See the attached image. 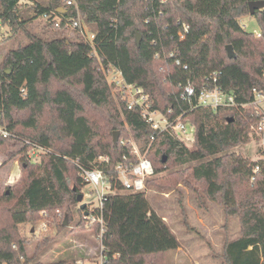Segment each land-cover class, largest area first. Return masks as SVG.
Instances as JSON below:
<instances>
[{"label":"trees","instance_id":"trees-1","mask_svg":"<svg viewBox=\"0 0 264 264\" xmlns=\"http://www.w3.org/2000/svg\"><path fill=\"white\" fill-rule=\"evenodd\" d=\"M67 1L0 0V27L28 39L0 61V129L8 133L0 132V153L12 139L23 143L21 179L0 193L1 263H32L18 227L42 213L69 215L87 186L82 171L98 168L114 192L101 211L90 212L103 219V264H164L165 255L180 247L176 234L145 191L127 192L118 181L116 167L137 160L136 145L154 176L169 172L149 178L146 188L169 192L182 184L219 203L227 216L239 217L242 234L226 243V264H264V160L233 152L252 141V127L264 116L253 105L257 93L264 96V9L254 16L258 34L239 22L250 15V2L262 0H74L76 6ZM38 18L55 34L30 32L28 25ZM76 20L95 34L94 48L78 29L72 37L66 34ZM184 25L189 31L180 39ZM229 45L234 58L228 57ZM110 66L143 89L156 110L172 109L171 118L185 113L195 129L193 142L164 133L150 145L153 131L140 110H129L115 91L104 71ZM213 74L223 91L234 94L237 107L214 111L179 99L181 87L200 89ZM115 132L125 141L115 145ZM33 146L45 149L39 161L29 158ZM256 165L258 175L252 171ZM90 228L101 232L99 223Z\"/></svg>","mask_w":264,"mask_h":264},{"label":"rangeland","instance_id":"rangeland-1","mask_svg":"<svg viewBox=\"0 0 264 264\" xmlns=\"http://www.w3.org/2000/svg\"><path fill=\"white\" fill-rule=\"evenodd\" d=\"M47 1V0H45ZM240 24L250 33H258L259 25L254 16H245L239 20ZM45 18H38L28 25V30L33 34L51 37L55 31L47 27ZM89 29V28H88ZM77 31L73 27L67 28L66 34L72 37ZM26 34L22 31L14 33L10 28L0 27V61L2 56L10 49H16L27 43ZM114 74L111 72L108 78ZM260 110L264 113V99L259 103ZM131 139L129 134L128 139ZM121 141L125 139L119 138ZM23 143L12 139L6 146V151L0 153V193L8 192L21 179L22 169L20 158ZM191 144V142H188ZM261 140L252 139L245 145L238 147L233 152L256 161L261 158ZM35 161H39L40 157ZM36 159V160H35ZM169 172L160 173L153 178L167 175ZM85 197L92 192V187L86 186ZM105 194H114L108 189ZM118 192V191H117ZM91 199L73 205L70 214H58L51 218H40L22 224L18 227L19 235L28 243L26 253L28 258L37 262L49 263L66 259L73 264H103L104 248L100 233L90 228L87 213L91 211L88 204L97 206L98 196L92 192ZM119 193H123L122 191ZM152 209L163 217L164 221L176 234L180 247L165 255L164 264H226L223 253L227 242L241 236V222L239 217L227 216L224 208L217 202L206 197L201 191H194L182 184L171 191L159 190L148 187L145 190ZM88 211H81V207ZM66 223V225H64ZM48 239L46 245L42 243ZM41 244V245H40ZM24 262V260H22Z\"/></svg>","mask_w":264,"mask_h":264},{"label":"built area","instance_id":"built-area-1","mask_svg":"<svg viewBox=\"0 0 264 264\" xmlns=\"http://www.w3.org/2000/svg\"><path fill=\"white\" fill-rule=\"evenodd\" d=\"M66 4L67 6H76L74 0H68ZM68 25L69 27L78 29L85 41L94 48L95 34H93L86 25H84L79 20H76ZM56 26H59V23H57ZM188 31L189 27L184 25L183 29L178 33L179 38L184 39ZM172 56L173 55L170 54V57ZM176 63L180 64V61L177 60ZM184 68L187 67L185 66ZM104 71L107 76L111 72L114 74L111 79H108L111 84L115 85V91H119L124 96L125 100L127 101L128 109L132 110L134 108H138L141 112L142 118L150 126L151 130L153 131L150 145H152L158 136L164 133H168L171 136L179 138L186 143L193 142L195 129L193 124L186 118L185 113H180L178 116L171 118L170 115L173 113L172 109L168 110V113H163L159 110H156L153 107L150 97L144 93L143 89L126 83L120 70L114 66H110L108 69H104ZM217 81V74H213L210 78H206L204 85L200 89H197V87L192 84L181 87L179 99L190 104L195 103L198 107L208 108L214 111H217L220 108L237 107L238 104L234 94L223 91L218 85ZM262 99H264V96L261 93H257L256 101L253 103V105L259 107V103ZM252 131L254 135L253 139L257 138L261 140L262 143L261 158L256 161L264 160V116L256 126L252 127ZM0 132L5 137L8 136L6 131L0 129ZM43 152H45L44 148L33 146L29 150L28 155L29 158L33 160L36 153H38L36 156V159H38V157ZM134 154L137 157L135 162L120 163L117 165L116 171L118 173V181L121 183L122 188L125 191L130 193H140L146 190L147 180L154 176V168L146 154H142L136 145H134ZM102 160H104V158H100L98 161ZM252 171L254 175H258L262 172L259 165L254 166ZM82 175L87 183V186L92 187V192H95L98 196L97 206H92V203L88 204L91 207V211L94 209L101 211L103 208V202L107 195L105 194L104 190L108 189L109 191L113 192L110 183L107 181L104 173L98 168L83 170ZM82 192H84V190ZM92 192L86 195L87 199H91L93 196ZM91 211L87 213V220L91 224L99 223L101 225L100 238L102 239V234L104 231L102 216L90 214ZM42 216L43 218H47L46 213H42ZM0 264H5L1 263V258Z\"/></svg>","mask_w":264,"mask_h":264},{"label":"water","instance_id":"water-1","mask_svg":"<svg viewBox=\"0 0 264 264\" xmlns=\"http://www.w3.org/2000/svg\"><path fill=\"white\" fill-rule=\"evenodd\" d=\"M264 9V0L262 1H252L249 3V12L251 16H255L256 11L258 10H262ZM63 8H59L58 11H63ZM142 41V37L140 35L137 36L136 38V44L137 46H139L141 44ZM227 50V54L229 58H234L235 57V53H234V49L231 45L226 47ZM119 138H120V132H115L113 139H114V144L118 145L119 143ZM84 200V195L83 194H79L78 195V202L81 203ZM85 207V206H83ZM66 225V223H65Z\"/></svg>","mask_w":264,"mask_h":264}]
</instances>
